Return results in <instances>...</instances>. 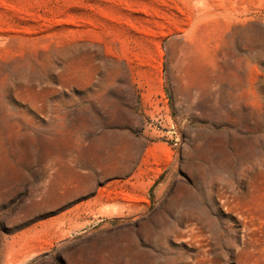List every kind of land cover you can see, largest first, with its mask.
<instances>
[{
	"label": "rangeland",
	"instance_id": "374dc122",
	"mask_svg": "<svg viewBox=\"0 0 264 264\" xmlns=\"http://www.w3.org/2000/svg\"><path fill=\"white\" fill-rule=\"evenodd\" d=\"M0 264H264V0H0Z\"/></svg>",
	"mask_w": 264,
	"mask_h": 264
},
{
	"label": "bare ground",
	"instance_id": "6f19581e",
	"mask_svg": "<svg viewBox=\"0 0 264 264\" xmlns=\"http://www.w3.org/2000/svg\"><path fill=\"white\" fill-rule=\"evenodd\" d=\"M40 241V240H39Z\"/></svg>",
	"mask_w": 264,
	"mask_h": 264
}]
</instances>
